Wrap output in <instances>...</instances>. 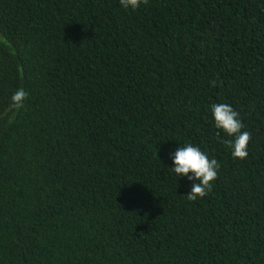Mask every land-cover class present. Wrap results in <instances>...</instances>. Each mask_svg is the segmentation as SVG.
<instances>
[{
	"label": "trees",
	"instance_id": "obj_1",
	"mask_svg": "<svg viewBox=\"0 0 264 264\" xmlns=\"http://www.w3.org/2000/svg\"><path fill=\"white\" fill-rule=\"evenodd\" d=\"M189 143L220 163L196 201ZM0 264H264V0H0Z\"/></svg>",
	"mask_w": 264,
	"mask_h": 264
},
{
	"label": "clouds",
	"instance_id": "obj_2",
	"mask_svg": "<svg viewBox=\"0 0 264 264\" xmlns=\"http://www.w3.org/2000/svg\"><path fill=\"white\" fill-rule=\"evenodd\" d=\"M146 0H119L120 6L126 11H136ZM25 97L22 90H17L11 97L15 106H20ZM212 126L217 136L223 134L231 139L226 140L231 157L234 160H243L248 156V143L251 134L242 131L244 124L240 114L227 103L212 104L209 109ZM172 166L171 171L178 178H186L189 182L187 198L191 201L204 198L211 191L212 182L216 179L220 163L216 158L201 151L192 144L178 146L169 153Z\"/></svg>",
	"mask_w": 264,
	"mask_h": 264
}]
</instances>
